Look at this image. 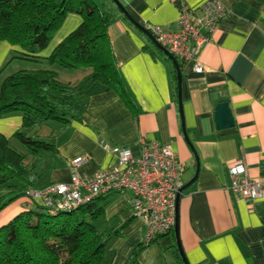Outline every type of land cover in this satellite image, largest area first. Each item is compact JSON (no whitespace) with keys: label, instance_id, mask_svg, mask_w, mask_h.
I'll list each match as a JSON object with an SVG mask.
<instances>
[{"label":"crops","instance_id":"crops-1","mask_svg":"<svg viewBox=\"0 0 264 264\" xmlns=\"http://www.w3.org/2000/svg\"><path fill=\"white\" fill-rule=\"evenodd\" d=\"M94 1L102 9L112 7L108 0ZM120 1L145 26L170 24L182 6L194 7L203 0ZM219 1L230 13L219 21L199 52L204 71L181 64L184 123L191 145L182 131L170 63L117 10H113L116 18L107 32L135 112L103 83L88 80L91 67L65 68L46 62L45 57L82 21L80 14L70 12L49 44L37 53L39 57L27 59L32 64L25 69L14 65L7 71L8 65L24 58L20 57L22 48L0 43V85L15 71L36 69L53 70L60 81L71 85L87 81L82 117L66 125L46 120L24 128L22 113L14 111L0 116V133L12 148L25 154L29 165L36 155L13 136L16 130L54 143L56 153L46 150L39 155L35 167L38 187L68 182L73 170L70 160L78 155L89 156L78 169L81 174L110 166L115 158L104 143L130 147L134 153L139 152L141 137L168 143L182 164V185H187L178 200V235L189 263L264 264V196L248 204L226 189L228 164L240 159L250 175L264 182V0ZM220 101L228 102L234 120L231 127L216 126L215 108ZM105 197L104 216L95 223L100 231H119L107 242L108 264H129L141 245L143 222L132 214L129 193L113 192ZM33 205L24 196L10 202L0 210V226ZM137 264H184L175 232L141 249Z\"/></svg>","mask_w":264,"mask_h":264},{"label":"trees","instance_id":"trees-1","mask_svg":"<svg viewBox=\"0 0 264 264\" xmlns=\"http://www.w3.org/2000/svg\"><path fill=\"white\" fill-rule=\"evenodd\" d=\"M108 1L114 9L109 5L102 9L94 0H0V43L18 45L22 48L20 57L37 59V53L49 44L66 15L80 14L81 23L53 48L45 57L46 62L65 68L91 67L88 80L103 83L135 112L115 65L107 32L116 18L113 10H120L113 0ZM121 15L127 20L122 12ZM148 40L170 63L177 96L172 60L149 37ZM86 86L87 81L76 85L64 83L50 69L15 71L1 82L0 116L20 112L24 128L46 120L66 125L71 119L82 117ZM13 136L36 159L27 164L25 154L12 148L8 138L0 133V210L22 196L32 201L25 190L38 187L39 173L35 167L40 153L57 152L54 143L27 135L23 129L16 130ZM105 199L100 195L73 210L57 213L32 201L31 208L0 226V264H108L106 245L119 231H100L95 223L104 216ZM144 247L141 244L134 251L129 264H137L138 253Z\"/></svg>","mask_w":264,"mask_h":264},{"label":"built area","instance_id":"built-area-1","mask_svg":"<svg viewBox=\"0 0 264 264\" xmlns=\"http://www.w3.org/2000/svg\"><path fill=\"white\" fill-rule=\"evenodd\" d=\"M230 9L219 0H203L197 6H182L177 19L165 25L145 27L164 45L180 64H190L196 72L204 71L198 60L202 46L209 40L219 21ZM114 156L108 167L92 174H81L79 167L89 160L78 155L70 160L72 173L68 182H51L29 187L25 195L50 213L70 211L97 196L129 193L132 214L143 222L141 244L146 246L158 237L170 234L176 221V197L182 186L183 167L168 143L141 137L139 152L130 147L104 143ZM230 183L227 190L235 198L251 204L264 196L263 178L248 173L244 160L228 164Z\"/></svg>","mask_w":264,"mask_h":264},{"label":"water","instance_id":"water-1","mask_svg":"<svg viewBox=\"0 0 264 264\" xmlns=\"http://www.w3.org/2000/svg\"><path fill=\"white\" fill-rule=\"evenodd\" d=\"M113 2L116 4V6L119 8V10L124 14V16L139 30L144 32L151 40L152 42L161 49L171 60L176 70V76H177V100H178V108L180 113V119L182 124V131L183 134L187 140V142L191 145V142L187 136L185 123H184V113H183V105H182V93H181V81H182V71H181V65L178 62L177 58L164 46L162 45L154 36L153 34L138 20H136L128 11V9L123 5V3L120 0H113ZM215 121L217 128H227L231 127L234 124L233 116L231 113V110L229 108L227 101H220L215 108ZM192 181V180H191ZM187 185H182L179 189V192L176 197V221L174 226V232L176 236V244L179 251V254L182 258V261L184 264H190L188 259L185 256V253L182 249L181 242L178 235V200L180 197V194L182 190Z\"/></svg>","mask_w":264,"mask_h":264},{"label":"rangeland","instance_id":"rangeland-1","mask_svg":"<svg viewBox=\"0 0 264 264\" xmlns=\"http://www.w3.org/2000/svg\"><path fill=\"white\" fill-rule=\"evenodd\" d=\"M28 58H21V59H18L17 61H14L13 63H11L10 65L7 66V71H10L11 67H13L14 65H19L21 66L20 69H25V68H22V67H29L28 65H31L32 62L31 60H27ZM28 69V68H26Z\"/></svg>","mask_w":264,"mask_h":264}]
</instances>
